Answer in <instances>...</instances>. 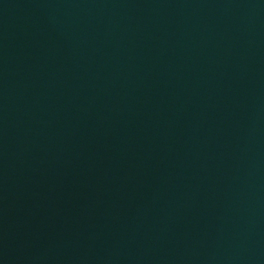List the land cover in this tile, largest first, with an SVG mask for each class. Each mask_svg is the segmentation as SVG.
<instances>
[{"label":"water","instance_id":"95a60500","mask_svg":"<svg viewBox=\"0 0 264 264\" xmlns=\"http://www.w3.org/2000/svg\"><path fill=\"white\" fill-rule=\"evenodd\" d=\"M0 264H264V0H0Z\"/></svg>","mask_w":264,"mask_h":264}]
</instances>
